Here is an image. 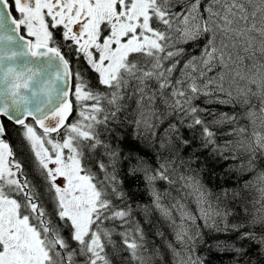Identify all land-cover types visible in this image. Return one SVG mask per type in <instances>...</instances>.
<instances>
[{
    "label": "snow or ice",
    "instance_id": "6c2138e0",
    "mask_svg": "<svg viewBox=\"0 0 264 264\" xmlns=\"http://www.w3.org/2000/svg\"><path fill=\"white\" fill-rule=\"evenodd\" d=\"M202 245L264 264V0H0V264Z\"/></svg>",
    "mask_w": 264,
    "mask_h": 264
},
{
    "label": "trees",
    "instance_id": "16d2710c",
    "mask_svg": "<svg viewBox=\"0 0 264 264\" xmlns=\"http://www.w3.org/2000/svg\"><path fill=\"white\" fill-rule=\"evenodd\" d=\"M219 170V169H217ZM210 186H214L217 181L214 176L206 177ZM200 254L208 258V264H229V258L227 255H221L213 251L209 253L205 246L200 247Z\"/></svg>",
    "mask_w": 264,
    "mask_h": 264
}]
</instances>
